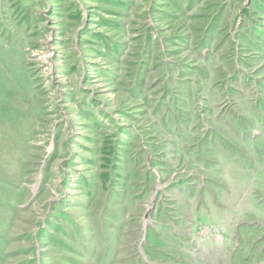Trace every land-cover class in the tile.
<instances>
[{"label":"rangeland","instance_id":"1","mask_svg":"<svg viewBox=\"0 0 264 264\" xmlns=\"http://www.w3.org/2000/svg\"><path fill=\"white\" fill-rule=\"evenodd\" d=\"M0 71V264H264V0H0Z\"/></svg>","mask_w":264,"mask_h":264},{"label":"crops","instance_id":"2","mask_svg":"<svg viewBox=\"0 0 264 264\" xmlns=\"http://www.w3.org/2000/svg\"><path fill=\"white\" fill-rule=\"evenodd\" d=\"M5 72L3 71H0V91L2 92L4 90V85L5 83L3 82V79L6 78L5 76ZM11 101V100H10ZM13 105H14V99H13ZM6 103V98L4 96L3 93L0 94V174L1 173H4L3 171V161L5 160V153H4V145L6 142H13V139H12V134L8 135L6 132V128H5V122L6 121H10L12 124L14 123H19L20 122H26L27 121V112L25 111L23 114H21V109H20V105L19 107H17L16 105L13 106L12 103L10 102V108H11V113L9 111H7L4 107ZM16 129V127H15ZM19 132H20V128H19ZM19 136H21L19 134ZM8 137V139H7ZM15 141H17V139H15ZM19 142L21 143L22 142V139L21 137L19 138ZM25 142V144L27 145V136L24 135V138H23V143ZM25 153V154H24ZM28 154V151L26 150V147H25V151L23 152V156H19L18 159L15 158L14 162L16 164V168L15 170H13V172L11 171L10 174H25V170L24 169V163L27 161V157L26 155ZM25 155V156H24ZM23 157L25 158L24 161L22 160ZM10 161L12 162V156H10ZM5 215H4V210H3V207L2 205L0 204V222H5V219H4ZM2 227V225L0 226V228ZM10 237V234L9 235H5V231H2L0 230V237L1 238H4V237Z\"/></svg>","mask_w":264,"mask_h":264},{"label":"water","instance_id":"3","mask_svg":"<svg viewBox=\"0 0 264 264\" xmlns=\"http://www.w3.org/2000/svg\"><path fill=\"white\" fill-rule=\"evenodd\" d=\"M147 218H148V220H149V214H148V213H147V215H146V217H145V222H144V227H143V229H144V233H143L142 242L145 240V237H146V230H147V225H148V222H147V224H146V221H148ZM140 249H141L142 254L145 255V253H144L143 250H142V246H141V245H140ZM40 252H41V251H39V254H40ZM39 256H40V255H39ZM145 258H146V256H145ZM38 264H41V260L38 262Z\"/></svg>","mask_w":264,"mask_h":264},{"label":"bare ground","instance_id":"4","mask_svg":"<svg viewBox=\"0 0 264 264\" xmlns=\"http://www.w3.org/2000/svg\"><path fill=\"white\" fill-rule=\"evenodd\" d=\"M147 220H148V218H147ZM146 224H147V221H146Z\"/></svg>","mask_w":264,"mask_h":264}]
</instances>
